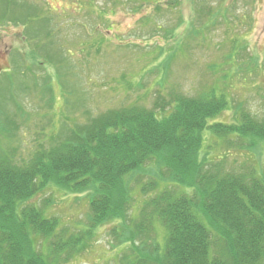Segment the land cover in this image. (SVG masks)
<instances>
[{
	"label": "trees",
	"instance_id": "16d2710c",
	"mask_svg": "<svg viewBox=\"0 0 264 264\" xmlns=\"http://www.w3.org/2000/svg\"><path fill=\"white\" fill-rule=\"evenodd\" d=\"M31 3L0 0V20L23 19L25 38L35 42L38 54L46 51L44 58L52 59L49 46L58 16L49 13L47 1ZM160 3L155 11L162 9ZM33 19L37 23L30 27ZM227 61L234 62V56ZM174 91L152 108L137 104L87 116L84 124L65 123L52 145L29 162L21 164L15 153L1 151L0 264H69L86 251L99 227L116 222V228L123 224L114 230L121 232L123 253L116 264H264V166L246 163L245 169L227 171L224 158L209 165L208 155H202L209 137L262 154L264 116L241 108L236 122L215 121L230 104L226 92L215 86L196 96ZM148 164L156 169L141 191L151 195L140 219L129 218L131 178ZM178 186L192 193L174 189ZM48 189L87 195L83 229L49 216L48 199L33 202ZM158 226L164 231L159 243Z\"/></svg>",
	"mask_w": 264,
	"mask_h": 264
},
{
	"label": "rangeland",
	"instance_id": "374dc122",
	"mask_svg": "<svg viewBox=\"0 0 264 264\" xmlns=\"http://www.w3.org/2000/svg\"><path fill=\"white\" fill-rule=\"evenodd\" d=\"M34 1L28 6L36 7ZM39 1L41 6L47 1L49 13L58 16L52 59L25 38L27 22L0 20V152L15 153L21 164L48 149L65 123L84 124L87 116L137 104L152 108L172 90L196 96L215 86L226 92L230 104L215 121L234 123L241 108L264 116V0H143L144 6L141 0ZM155 3L162 9L155 11ZM230 55L234 62L227 61ZM203 151L209 165L224 158L227 171L245 169L246 163L264 166V149L255 154L209 137ZM151 169L154 164L131 178L129 218L140 219L151 195L141 191L151 181ZM47 199L49 216L72 229L85 227L87 195L48 189L33 202ZM117 224L99 227L86 251L69 264H116L123 254ZM163 236L158 226L156 241Z\"/></svg>",
	"mask_w": 264,
	"mask_h": 264
}]
</instances>
